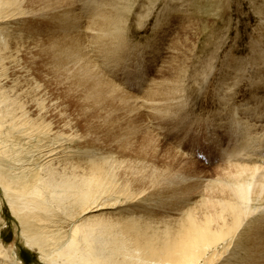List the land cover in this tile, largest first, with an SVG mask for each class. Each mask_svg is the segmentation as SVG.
<instances>
[{
	"label": "rangeland",
	"instance_id": "rangeland-1",
	"mask_svg": "<svg viewBox=\"0 0 264 264\" xmlns=\"http://www.w3.org/2000/svg\"><path fill=\"white\" fill-rule=\"evenodd\" d=\"M22 1L25 16L0 27L6 42L0 87L26 111L27 120L46 130L29 143L11 139L17 146L7 151L14 154L6 156L13 165L3 162L6 178L22 164L37 168L42 150H56V172L102 176L105 188L97 204L112 209L98 213V219L121 224L133 246L144 237L158 243L166 227L184 230L189 211L199 212L207 200L234 201L228 185L239 178L226 175L236 172L229 166L264 173V0H69L79 18L76 32L84 53L131 97L135 108L130 111L118 101L93 104L87 85L50 66L47 49L66 37L58 27L61 38L52 36L55 24L61 26L54 18L69 3L48 11L46 19L55 16L48 25L44 17H28L45 0ZM223 189L226 194H220ZM251 209L259 210L249 229L264 225V203L253 202ZM12 210L0 187V264H54L57 246L50 233L61 238L58 244L66 243L73 229L93 216L80 218V210L74 220L59 212L54 219L44 215L49 221L37 222L36 228L51 239L41 248L31 244V226ZM231 236L226 250L225 243L218 246L223 257L207 264L249 263L247 237L238 246V236Z\"/></svg>",
	"mask_w": 264,
	"mask_h": 264
},
{
	"label": "bare ground",
	"instance_id": "bare-ground-1",
	"mask_svg": "<svg viewBox=\"0 0 264 264\" xmlns=\"http://www.w3.org/2000/svg\"><path fill=\"white\" fill-rule=\"evenodd\" d=\"M22 2V0H0V27L8 26L12 21L18 20L21 14L25 16L26 13H24V9H22ZM44 3V7L42 6L40 10L36 12L31 11L28 17L30 16L38 21H42L40 18L42 19L44 17L45 20L48 19L47 22L44 21L48 24V21L53 20L55 17L50 18V16H48L47 19L45 18L49 10L57 12L56 10H60L64 5L68 3L70 5L68 9L64 8V10L58 12L60 15L57 14L56 18H54L61 26L59 27L55 24L52 36L61 38V36L57 34L56 27H58L66 37L62 41L55 40L47 49L46 54L51 53L50 66H54L63 71V73L66 72L68 75L76 78L79 83L87 85L86 89L88 93H86V96L94 102L93 104H100L102 106L101 103L107 104V102L115 103L118 101L121 106H124L129 111L130 107L133 110L135 107H133L134 104L131 105L132 103H130L131 97L106 79L105 76L94 67L95 65L93 66L89 61L85 54L86 52L84 53L80 45L81 36L76 32L79 18L75 15V9L72 7L69 0H45ZM102 24H106V18L102 20ZM28 33L30 34L29 37L34 36L32 31H28ZM1 38L0 35V68L4 70L2 64L4 57L1 55V52L6 42ZM132 102L135 103V101ZM37 103L40 102L38 101ZM105 104L103 106H105ZM38 107H41L40 104H38ZM26 116V111L17 104L15 99L6 95L0 87V187L3 189L5 197L10 207H12L15 216L22 220L24 225L26 223L29 228L30 226L33 228L27 229L32 233L29 237V239L31 238V244L33 243L35 245L36 243L37 246L39 245L41 248H44L48 243L50 245V240L48 239L52 238V246H57V255L51 257L54 264L55 262L61 264H201L203 259L204 263L207 264L209 261H219L223 257V251H220L218 246L221 242L225 243L226 238H233L231 235L238 236V246H241L242 236L244 235L247 237L249 249L248 264H264V225L262 222H259L260 224L253 229H249V227H251V217L256 215L259 210H252L251 203H264V173L259 172L260 170L256 169L257 167L251 169L241 166H229L228 170L236 172L234 174L224 172L229 178H239L236 185H228L230 190H228V193L234 197V201L230 202L222 199L217 202H211L207 200L205 204L203 203L200 207L201 209L199 212L191 214V211H189L185 219L187 227L184 230L172 232L166 227V229L161 232L158 243H155L157 241H153L149 237H144L142 243H138L140 240L137 237L134 239V242L138 244L132 246L133 239L129 240L126 238V235L130 237V231H125L124 228L121 229V224H110L106 223L108 221L98 219V213L112 209V206H98L97 204V199H99V195L101 194L100 190L105 188V181L102 179V176L100 174L98 176L94 171L87 177L77 176L72 173L62 175V173L56 172L53 167L56 160L54 157L57 156L56 150H47V148L45 151L42 150L39 155L40 159L43 158V163L36 166L37 168L34 167V170L30 168V166L28 168L24 167L22 162V165L20 164L21 167L17 169L18 173L15 172V175L10 178L5 177L3 171H5L6 175H9L7 170L3 168V162L8 155L7 151H10L12 148L16 149L15 146H17L14 142H11V139H20L19 141L22 140L29 143L34 141L35 137L45 133V127L43 130H40L41 127L36 123H31V121L27 120L28 118H26ZM147 134L158 142L159 145L161 144L153 135ZM5 135H8L10 140ZM41 141L42 140L39 142L41 143ZM16 143H18V140ZM146 143L149 145L148 142ZM165 148L181 159L186 158L174 152L170 147ZM16 151L17 150H15V152ZM26 151L28 150L26 149ZM19 154L23 155L24 153L19 151ZM9 156H7V158H10ZM7 158L6 162L8 161ZM16 158L18 157L16 156L14 161ZM11 159L13 161V158ZM8 162L11 163L10 161ZM9 163H5V166L7 167ZM11 164L13 165V162ZM248 172L249 176L246 177L250 179L246 180L247 178L245 175ZM244 177L246 179H244ZM224 186H222V188ZM226 193L227 190L223 189L220 194ZM79 210L80 218L88 216L91 213H93V216L91 214L88 218L85 217L86 222H83L82 226L79 224V226L73 229L72 235L66 243L61 242L58 244L57 241L61 240V238L54 237L51 233V238H49L39 231V226V228H36L37 222H39V225H44L45 222L49 221V217H43L44 215L49 214L54 219V216H58L56 212H59L65 215L67 219L74 220L73 217ZM198 214H200V221L195 218ZM32 221L35 222V224L32 223V225H30ZM248 221V229L244 232V224L246 222L248 223ZM117 227L120 229L117 230ZM240 230L242 232H240ZM43 232H45V230ZM125 232L129 233L125 235ZM227 244L225 243V245H223L226 247ZM145 249L148 250L147 253L144 251ZM226 249L227 247L225 250ZM2 255L3 251L0 250V256Z\"/></svg>",
	"mask_w": 264,
	"mask_h": 264
}]
</instances>
